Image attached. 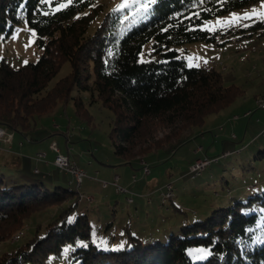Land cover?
Masks as SVG:
<instances>
[{"label":"trees","instance_id":"16d2710c","mask_svg":"<svg viewBox=\"0 0 264 264\" xmlns=\"http://www.w3.org/2000/svg\"><path fill=\"white\" fill-rule=\"evenodd\" d=\"M257 1L141 0L138 7L99 17L95 0H0V40L24 21L41 51L35 62L16 69L0 58V126L32 142L36 120L60 105L72 103L78 121L90 125L88 106L97 99L112 113L108 138L123 164L173 151L207 115L244 94L240 86H223L214 66H189L175 47L214 43L217 32L202 29L205 21ZM259 28L263 32L264 23L249 31ZM148 43L153 58L140 61ZM64 62L69 72L51 85ZM23 170L0 161V243L9 242L32 213L55 212L24 243L2 252L0 264H47L66 247H72V264H264V190L245 200L227 197L188 223L183 216L163 238L148 241L126 232L125 242L111 248L89 243L87 214H74L81 203L77 190L47 185Z\"/></svg>","mask_w":264,"mask_h":264},{"label":"rangeland","instance_id":"374dc122","mask_svg":"<svg viewBox=\"0 0 264 264\" xmlns=\"http://www.w3.org/2000/svg\"><path fill=\"white\" fill-rule=\"evenodd\" d=\"M140 1L95 0L94 5L102 7L101 17L107 10L138 7ZM256 23H264V0L205 21L202 29L217 32L214 43L194 41L175 47L189 66H214L222 74L223 86H240L244 94L223 110L207 115L191 137L173 151L150 155L145 161L133 160L131 165L123 164L114 155L108 138L112 113L96 99L88 106L92 115V123L88 125L78 121L72 103H68L36 120L30 133L34 141L22 140L26 146L34 147L35 151H29L33 159H38L36 154L41 150L38 148L47 147L55 140L62 154L83 168L85 177L80 188L76 187L72 175L53 166V162L44 171L42 164L30 160L34 165L25 166L23 173L40 178L47 185L93 197L90 204L82 200L74 214H87L91 224L89 243L111 248L125 242L126 232L148 241L163 238L180 225L183 216L188 218L185 222L188 223L203 217L227 197L245 200L248 194L264 190V110L256 105V100L264 97V31L263 28L249 31ZM239 29H244V33H238ZM34 40V32L24 21L20 22L10 36L0 40V58H5L15 69L35 62L41 51ZM152 58L151 43H148L139 60ZM68 72L69 65L64 62L51 85ZM88 97L83 95L85 101ZM224 153L228 156H223ZM198 158L211 162L203 171L192 173L190 165ZM143 163L149 167V175L143 174ZM34 167L40 171L38 176L32 172ZM114 174L121 178L118 185L126 193L116 192L111 184ZM132 176H135L134 182ZM124 180L128 182L126 187L122 186ZM103 182L108 183L106 188L102 187ZM168 183L173 186L172 197L164 201L162 194ZM128 198L133 202L128 203ZM174 206L184 213H178ZM54 212L49 208L32 213L9 242L0 243V254L24 243L36 225L40 224L42 229ZM71 249L64 248L58 259L47 264H72Z\"/></svg>","mask_w":264,"mask_h":264},{"label":"built area","instance_id":"2783aa9c","mask_svg":"<svg viewBox=\"0 0 264 264\" xmlns=\"http://www.w3.org/2000/svg\"><path fill=\"white\" fill-rule=\"evenodd\" d=\"M258 109L264 110V103L260 104L258 106ZM246 114L248 115L249 113L247 112ZM13 137H14L13 132L8 133L2 127H0V142H4L6 144H11ZM49 148H50V150H52L53 152L56 153V156L54 157V161H53L54 166L59 168L60 170H63L65 172L69 173L70 175H72L74 182L77 185V188H79L80 184L82 182V179L85 177V172L83 171V169L79 168L74 162L69 160V158L67 156L59 153L58 148L54 142H52L49 145ZM225 155H227V153L223 154V156H225ZM38 157L43 158L44 154L41 153L38 155ZM206 160H208V159L207 158L196 159L194 161V163L190 166V172L194 173V172H196L197 168L206 167ZM35 172H36V170H35ZM143 174L144 175L149 174V167L146 166L144 163H143ZM132 180H133V182L135 181L134 176L132 177ZM111 184L115 186L116 192H118V193H126L127 192L126 189H124L118 185V177L117 176L114 177V180ZM171 185H172L171 183H168L165 185L166 192L162 194V198L164 200L172 197ZM107 186H108V183H106V182L102 183L103 188H105ZM79 199H80V201L86 200L87 204H90L93 201V197L84 196L82 194H80ZM127 201H128V203L132 202V198L127 199Z\"/></svg>","mask_w":264,"mask_h":264},{"label":"crops","instance_id":"0c3cea01","mask_svg":"<svg viewBox=\"0 0 264 264\" xmlns=\"http://www.w3.org/2000/svg\"><path fill=\"white\" fill-rule=\"evenodd\" d=\"M52 142H54L56 144L57 148H58V144L56 143L55 140H51V142H49V145ZM49 145L47 144V147L45 146L44 148H38V149H41V150H38L39 152H43L42 154H44V159H33L31 157V155L29 154V151H31V150L33 151L34 147L26 146L24 144V141L22 140V137L19 136V135H15L13 137L12 142H11L10 145H6L4 143L0 144V157L2 159L0 161L4 162V163H6V161H10V162L16 164V166L17 165L18 166L19 165H23L24 167L25 166L28 167L29 165H34V164H32L33 162L40 163V164H42V168H43L42 170L45 171L52 164L54 156H55V152L50 150ZM58 151H59V153L62 154V151H61L60 148H58ZM39 152L36 154V158H37L38 154H41ZM63 155H65V154H63ZM65 156H67L69 158L68 155H65ZM30 160H32L33 162H30ZM69 160H71V159L69 158ZM71 161L74 162L77 165V163L73 159ZM80 168L83 169L82 167H80ZM33 170H37L38 173H40V171L37 168H35V167L33 168ZM99 174H100V172H98V175ZM107 175L109 176V175H112V174L108 173ZM115 176H117V175L114 174V177ZM117 177H118V183H119L121 181V178H119V176H117ZM131 180H132V178H131ZM122 184H123L122 185L123 187H126L128 182H126V180H124V181H122Z\"/></svg>","mask_w":264,"mask_h":264},{"label":"bare ground","instance_id":"6f19581e","mask_svg":"<svg viewBox=\"0 0 264 264\" xmlns=\"http://www.w3.org/2000/svg\"><path fill=\"white\" fill-rule=\"evenodd\" d=\"M264 103V97H262V98H258L257 100H256V104H257V107L260 105V104H263ZM1 127V126H0ZM209 163V160H206V165ZM204 167H199V168H197V170H196V172H198V171H200V170H202ZM76 187H77V185H76ZM171 192H172V185H171Z\"/></svg>","mask_w":264,"mask_h":264},{"label":"snow or ice","instance_id":"6c2138e0","mask_svg":"<svg viewBox=\"0 0 264 264\" xmlns=\"http://www.w3.org/2000/svg\"><path fill=\"white\" fill-rule=\"evenodd\" d=\"M42 2H44V0H42ZM69 2H71V0H69ZM235 19V18H234Z\"/></svg>","mask_w":264,"mask_h":264}]
</instances>
